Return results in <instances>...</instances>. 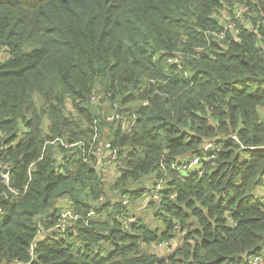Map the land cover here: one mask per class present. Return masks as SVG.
Masks as SVG:
<instances>
[{
    "label": "trees",
    "instance_id": "1",
    "mask_svg": "<svg viewBox=\"0 0 264 264\" xmlns=\"http://www.w3.org/2000/svg\"><path fill=\"white\" fill-rule=\"evenodd\" d=\"M0 137L2 264H264V0H0Z\"/></svg>",
    "mask_w": 264,
    "mask_h": 264
},
{
    "label": "built area",
    "instance_id": "2",
    "mask_svg": "<svg viewBox=\"0 0 264 264\" xmlns=\"http://www.w3.org/2000/svg\"><path fill=\"white\" fill-rule=\"evenodd\" d=\"M248 11H249V7H247V6H243L240 9H238L237 12H235L233 18L230 19V21H228L226 23L225 29L226 30L236 29L239 24H245L246 23V20H245L246 16L245 15ZM224 32L225 31H221L220 35H218V36L224 37ZM109 119H116V118L111 117ZM122 125H123L124 129H128L134 125V122L123 123ZM13 143H14V141L9 143L7 140H2V138L0 137V159L5 158L7 151H9L11 146H13ZM49 144L52 146L59 145V146L63 147L64 149H70L73 147H82V149H83L82 156H84V160L90 161V159H91L90 156H93L94 159H97V161H98V162H96L97 168L100 167V163L103 162V166L105 168L104 174L107 177L114 176L117 173H119L117 163H115V160H117L116 151L114 149H112V146L109 142H104L101 140L98 141L97 136H95L93 138V141L90 144L89 148H85V146L82 142L81 143H75V144H69V143H67L61 139H55L53 141H50ZM208 147H211V146L208 145ZM196 162H197L196 158H193L192 163L189 166L192 167V165ZM107 165H109V169L106 168ZM182 168L185 170L188 169V167L186 165L182 166ZM11 173H12V169L10 166H7L3 163H0V183L4 184L5 187H7L9 191H12L15 193V191L12 190L10 187ZM16 194L19 195L17 192H16ZM100 200H102V198ZM4 206L5 205L0 202V215L4 214V210H5ZM76 219H77L76 215L72 214L69 211H66V212L61 214L60 221L56 227H58L59 230L61 229V231H65L67 229V226H68V220H76ZM169 246H170L169 243L161 242L158 245V248L164 249V248H168ZM30 252H31V255L34 257L33 245L31 246ZM251 260L253 261L252 262L253 264H261V262L263 261V258L261 256V257L255 258V259L252 258ZM0 264H2V263H0Z\"/></svg>",
    "mask_w": 264,
    "mask_h": 264
},
{
    "label": "rangeland",
    "instance_id": "3",
    "mask_svg": "<svg viewBox=\"0 0 264 264\" xmlns=\"http://www.w3.org/2000/svg\"><path fill=\"white\" fill-rule=\"evenodd\" d=\"M106 168L109 169V165H107ZM63 204H64V206H67L66 201H63ZM147 206H148V204H147L146 200L140 199V203H137L136 207L134 206V210H135V208L137 209V211L139 212L138 215L143 217L144 221L147 222V224H150L153 227L160 226V223L156 222L155 218L153 217L152 210L150 208H148ZM131 208H132V206L130 205V209ZM57 230H59V229H57Z\"/></svg>",
    "mask_w": 264,
    "mask_h": 264
}]
</instances>
